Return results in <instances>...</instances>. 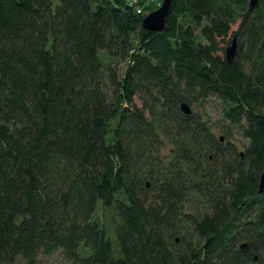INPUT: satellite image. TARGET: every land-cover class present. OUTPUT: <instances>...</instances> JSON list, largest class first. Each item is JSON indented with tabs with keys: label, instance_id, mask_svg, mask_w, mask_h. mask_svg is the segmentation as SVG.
<instances>
[{
	"label": "trees",
	"instance_id": "16d2710c",
	"mask_svg": "<svg viewBox=\"0 0 264 264\" xmlns=\"http://www.w3.org/2000/svg\"><path fill=\"white\" fill-rule=\"evenodd\" d=\"M145 5L0 0V264H264V0ZM213 97L243 152L180 110Z\"/></svg>",
	"mask_w": 264,
	"mask_h": 264
},
{
	"label": "rangeland",
	"instance_id": "374dc122",
	"mask_svg": "<svg viewBox=\"0 0 264 264\" xmlns=\"http://www.w3.org/2000/svg\"><path fill=\"white\" fill-rule=\"evenodd\" d=\"M146 3V7H149L146 10V15L151 11L158 9L162 0H144ZM159 3V4H157ZM150 11V12H149ZM145 15V16H146ZM124 68V65L121 66ZM123 71V69L121 70ZM136 103L138 106H142L141 99L137 98ZM191 109L195 112L198 119H200L203 123H206L209 128V135H214L217 139L223 138L221 142L225 145H229L232 148L235 147L237 152L244 151V144L248 141L242 135L241 131L235 126H230L229 122L225 120L222 114V105L221 103L215 99L214 97L211 99H207L204 101L193 102L191 105ZM166 144L160 148L159 155L160 158L164 159V161H169V166L172 170L178 169V166L175 164V160L173 159L175 154V148L173 149V144L170 142H165ZM210 151V146L206 147V151ZM208 166L214 168V162H207ZM191 192L188 193V199L184 205V209L187 211H191L193 208L204 209L206 208V200L202 193L195 191L193 188L189 187ZM41 255V254H40ZM38 264H72L70 261L65 259L64 256L60 252H55L51 255H41L38 259Z\"/></svg>",
	"mask_w": 264,
	"mask_h": 264
},
{
	"label": "water",
	"instance_id": "95a60500",
	"mask_svg": "<svg viewBox=\"0 0 264 264\" xmlns=\"http://www.w3.org/2000/svg\"><path fill=\"white\" fill-rule=\"evenodd\" d=\"M258 0H250L251 6H255ZM173 0H162L158 9L151 11L143 18V27L151 32H161L165 29L166 19L170 14ZM237 53V41L233 39L232 43L227 47L225 54L226 59L231 64ZM180 110L184 114H190L192 112L191 106L187 102H182ZM223 138H221V141ZM260 192L264 189V172L261 175L260 180ZM243 245L242 247H244Z\"/></svg>",
	"mask_w": 264,
	"mask_h": 264
}]
</instances>
